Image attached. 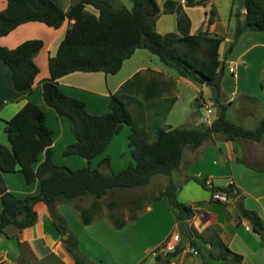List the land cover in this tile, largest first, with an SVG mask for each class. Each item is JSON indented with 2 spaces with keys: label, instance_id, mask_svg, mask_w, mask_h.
Returning a JSON list of instances; mask_svg holds the SVG:
<instances>
[{
  "label": "trees",
  "instance_id": "trees-1",
  "mask_svg": "<svg viewBox=\"0 0 264 264\" xmlns=\"http://www.w3.org/2000/svg\"><path fill=\"white\" fill-rule=\"evenodd\" d=\"M130 9H112L101 0H74L63 10L56 0H5L0 10V36L7 35L18 25L26 22H41L48 27L58 28L64 20L71 21L59 41L54 55L47 58L48 78L41 82V97L44 104L57 115L68 120V128L73 142L67 144L62 155L76 154L89 161L100 154L122 125L130 129L128 135L129 155L132 163L116 172L103 173L97 168L82 165L72 170L51 161L52 130L44 122V114L33 103H24L17 112L5 121L4 132L9 146L0 143V232L7 225L21 229L31 226L36 219L33 205L42 202L48 211L52 225L67 251L73 257L72 264H97L78 247L76 238L66 232L62 218L55 212L59 202H72L82 224H89L102 214L98 200L111 190H130L147 185L154 175L170 176L178 169L184 148L193 151L199 148L212 135H219L222 140L245 139L259 141L264 134V117L251 129L229 121L225 117L226 105L217 104L218 113L209 125L204 127L162 126L166 113L174 102L173 96H166L164 87L154 73L151 84L145 86V101L160 100L152 120V138H146L139 124L127 108L128 103H142L127 92L138 93V80L130 79L122 84L117 93H109L108 110L100 114L89 113L84 102L61 92L56 80L68 73L103 72L115 74L124 60L136 49H145L157 59L173 69L183 78L197 84H205L213 90L216 101L220 89L222 67L218 59V46L221 38L211 36L207 30L214 20V9L207 11L206 28L196 33H189L190 21L183 11L182 4L175 0H163L160 9L156 0H130ZM184 6L202 5L208 0H182ZM236 6L233 41L246 30L264 33V0H231ZM91 6L93 14L85 9ZM243 9L240 18L239 10ZM160 13L175 15L176 33L160 34L154 30V23ZM42 47L40 39H27L8 49L0 46V62L10 72L12 86L17 91L31 92L38 67L33 62L34 56ZM197 98L194 100L197 106ZM44 159L33 168L39 153ZM109 157L105 154L98 164L108 165ZM19 172L26 183L34 179L39 181L36 193L22 198L9 192L2 181L1 174ZM201 187L220 190L229 196L237 192L231 184L225 187L204 184V178L189 176ZM179 185L170 179L150 200L163 198L173 215L179 240L172 250L167 251L160 264L170 260L183 250L186 243L200 258V264H241V256L232 253L216 235L205 238L197 232L188 220L193 215L191 205L176 200ZM81 197H90L87 206L77 203ZM149 201V202H150ZM116 202L111 200L106 207L111 210ZM240 218L249 222L251 230L257 235L259 244L264 248V219L253 210L245 208L241 199L236 201ZM114 228H120L126 221L107 216ZM209 246V247H207ZM217 250L212 251L210 247Z\"/></svg>",
  "mask_w": 264,
  "mask_h": 264
},
{
  "label": "crops",
  "instance_id": "crops-1",
  "mask_svg": "<svg viewBox=\"0 0 264 264\" xmlns=\"http://www.w3.org/2000/svg\"><path fill=\"white\" fill-rule=\"evenodd\" d=\"M175 1L182 4L183 11L190 21L189 33L191 34L206 28V13L210 8L214 9V20L207 30L211 36L221 38L218 46V59L223 73L217 102L214 101V90L210 86L197 84L177 75L173 69L161 63L156 56L141 48L136 49L128 59L124 60L115 74L75 71L59 77L56 80L57 88L67 95L82 100L89 113L100 114L108 110L109 93L119 92L123 83L136 78L138 93H127L142 103L138 105V117L141 123V117L145 121L148 116L139 109L148 108L154 113L161 103L159 99L145 101L143 96L145 86L151 84L154 73H157L165 95L174 97V102L161 123L162 126L169 128L207 126L217 116V104H223L226 105V119L245 129H253L264 117V85H260L258 91L253 94L241 92L238 89L229 92L225 90V86L229 80L235 81V70H239L241 66L237 63L246 65L247 62V65H251L252 58L248 54L255 48L259 50L260 55L258 56L262 57L261 63L256 66L259 76H262L264 73V33L243 31L236 37L234 45L226 54V44L229 45L231 42V39L226 36V27L229 23L224 24V18L221 17L214 0L192 6H184L182 0ZM4 6L5 0H0V10ZM86 7L87 11L96 14V10ZM159 8L161 9L162 6ZM232 10L231 6L227 16L230 17ZM243 12L244 10L240 9V18ZM162 16H167L172 20L174 33H176L173 13H160L155 20L154 30L165 34L155 28L157 22L159 27H162L160 23ZM70 22L64 20L58 28L48 27L41 22H26L18 25L7 35L0 36V46L8 49L14 48L27 39H41L42 41V47L33 58L38 72L34 77L31 92L15 90L9 69L0 62V143L9 146L4 132L5 121L13 116L24 103H33L43 112L44 122L52 130L51 161L54 164L56 162L52 149L55 143L62 139V135L57 134L56 136L54 127L62 125L64 121L60 118L63 116L57 115L44 104L41 97V82L49 76L47 58L54 55ZM41 32L48 34L50 38L44 39ZM239 44L247 46L236 51ZM135 54H138V61L130 63L131 58L136 56ZM229 66L233 68V73L227 71ZM185 90L189 91V94L183 99L184 106L178 107L182 99L181 93ZM239 92L241 100L236 99ZM196 98L198 99L197 106L194 103ZM123 126L127 125H122L119 131H125ZM149 127L152 128V121ZM65 136L66 139L60 144L61 149L66 146L65 144L73 142L72 135L66 134ZM263 138L264 134L259 141L222 140L219 135L214 134L196 150L191 151L184 148L178 169L172 172L167 179L179 185L175 195L176 200L191 205L194 211L188 224L199 233L202 232L205 238L212 239L213 235H216L232 253L241 256V264H264V248L259 244L258 237L251 230L249 222L239 217L236 208V201L240 198L245 208L255 211L264 219V168L260 167L259 159L251 152L254 150L248 146L260 142ZM109 143L100 154L89 161L79 156L81 159H77L78 157L64 159L65 164L63 165L74 170L73 167L77 168L86 164L90 166L92 162L97 163L108 153L106 149ZM70 155L66 156L69 158ZM43 159L44 153L41 152L33 168H36ZM189 176L209 179L211 186L215 187H225L231 184L237 194L230 196V200L225 203L214 201L211 199L210 191L192 179H187ZM1 177L6 189L18 198L34 194L39 189L38 179L26 183L21 173L17 171L2 173ZM87 198L90 197H81L76 201L79 205L87 206L91 201V199L87 201ZM33 210L36 213V219L31 226L18 229L7 225L3 228V232H0V264H72L73 257L62 241L66 235L59 236L52 225L46 206L42 202H36ZM54 210L62 218L66 232L76 238L80 251L97 264H105L106 257L115 259L117 255L118 258L114 264H120L121 257L124 258L127 250L131 251L137 244L138 264H160V260L155 259L157 253L154 250L176 232L173 215L163 198L146 204L142 214H138V223L137 220L126 221L120 228H114L105 214L94 218L89 224H82L72 202L56 203ZM141 219L150 220L152 223L150 222L146 228L140 223ZM128 231L131 235L129 242L125 239ZM210 249L213 252L217 250L212 246ZM197 264H200V258Z\"/></svg>",
  "mask_w": 264,
  "mask_h": 264
},
{
  "label": "rangeland",
  "instance_id": "rangeland-1",
  "mask_svg": "<svg viewBox=\"0 0 264 264\" xmlns=\"http://www.w3.org/2000/svg\"><path fill=\"white\" fill-rule=\"evenodd\" d=\"M72 1L74 0H56V3L62 9H64ZM101 1L105 2L112 9H120V8L130 9L131 7L130 0H101ZM156 1L159 6H162L163 0H156ZM214 3L218 11H220L221 17L224 18L223 20L224 24L226 25V23L227 24L229 23L226 27L227 29L226 36L229 37L231 41H233L234 25L236 22V17L234 13H235V10L237 9L236 8L237 5L233 6L232 13L229 17L227 15L230 12L231 0H214ZM86 8L93 9L91 6H87ZM167 19H170V18H167V16H162V19L160 22L162 27H159V24L157 22V24L155 25V28L157 30H161L162 33H174L175 28L173 26V22L171 19L170 20H167ZM41 36L46 40L50 38L48 34L43 33V32H41ZM246 46H247L246 44H242V45L239 44L236 48V51L242 48H245ZM228 47L229 45L226 44V54L229 52ZM258 51H259L258 48H255L251 50V52L248 54V56L252 58L250 66L247 65V62H246V65H243L244 63L241 64L240 62L237 63V64H240L241 66L239 70L238 69L235 70V81L229 80V82H227L225 86L226 87L225 90L230 92L232 90L235 91L236 89H238L241 92L253 94L258 91V89L261 87L260 85L262 86L264 85V73L262 74V76H259V73H258L259 71L257 70V67H256L261 63V60H262V57L258 56L260 55ZM135 55L136 56H133V58H131L130 63H136L138 61V54H135ZM188 94H189V91H186V90L181 93L182 99L179 101L178 107L184 106L183 99H185L186 95ZM239 94L240 92L236 95L237 100L242 99V97ZM127 108L130 110L131 114L138 122L140 120L139 119L140 117H138V105L134 103H128ZM139 110L143 111V113L147 114L148 116L145 121L141 117V123L139 124L143 131V135L146 138L151 139L153 134L151 132V127L149 126H150L151 121H153L152 119L155 118V114L151 112L148 108L145 109L141 107ZM51 111L53 110L51 109ZM60 118L64 122L62 125L59 124L57 125V127L55 126L54 130L56 131V136L57 134L62 135L61 137L62 139L59 142L55 143L52 149L54 152L53 157H54V161L56 162V165L65 164L63 161L64 159H72V158L76 159L77 157H78L77 159H81L79 158V156H76V155L74 156L70 155L71 158L70 157L68 158L69 155L68 156L62 155V151L64 148L61 149L60 144L62 141L66 139L65 135L69 134L71 136V133L68 128V120L65 117H60ZM123 127H125L124 128L125 131L120 130L119 132L114 134L113 139L110 140V143L106 149V151H108L107 155L109 157L108 165L98 164L99 162L97 163L92 162L90 165L91 168H97L99 171L103 173H108V172H116L120 168L125 167L128 163H132V159L129 155L130 148L128 146V135L130 134V131H129L128 126H123ZM248 146L252 147L254 151H251V152L255 154V156L259 159L260 167L264 168V138L260 142L252 144V145H248ZM63 166H66V165H63ZM71 166H74V165H71ZM75 168L76 167H73V169ZM167 179H168V176L157 174L151 178L150 182L147 185L137 187L134 189H130V190H122V189L111 190L107 195L99 198L98 200L99 210L102 214H105L106 216H111L112 218L115 217L117 219H123V220H127L129 216L135 215V218L133 220H137V223H138V214H142L143 208L163 188V185L166 184V182L168 181ZM90 199L91 198H87L86 200L90 201ZM111 200L115 201L116 204L113 209L109 210L106 207V203ZM144 219H141L140 223L144 227L147 228L148 224H150L151 221L150 220L144 221ZM175 234L178 237L177 239L178 241L179 236H178L177 230ZM172 236L173 235H170L164 243H162L160 246H158L157 249L154 250V252L157 253V256H159V258H162L167 251H170L173 249L177 241L174 242L172 240ZM130 238H131V235H130V232L128 231L126 233L125 239L126 241L129 242ZM170 245H172V247ZM189 249L190 247L186 243H184L183 250L177 256L173 257L168 264H197L199 262L198 254H195V253L190 254ZM117 258H118V255L115 257V259L114 258L108 259V257H106L105 264H114L117 261ZM135 262H137L136 264H138V244L137 246L133 247L131 251L127 250V255L124 258L121 257L120 259V264H134Z\"/></svg>",
  "mask_w": 264,
  "mask_h": 264
},
{
  "label": "built area",
  "instance_id": "built-area-1",
  "mask_svg": "<svg viewBox=\"0 0 264 264\" xmlns=\"http://www.w3.org/2000/svg\"><path fill=\"white\" fill-rule=\"evenodd\" d=\"M227 71H228L229 73H233V68H232L231 66H229V67L227 68ZM204 184H205L208 188L211 187V183H210L209 179H205V180H204ZM210 196H211V199H212V200L217 201V202H220V203H225V202H227L228 200H230V196H229L227 193H225L224 191L216 190V189H214V190L211 191ZM177 239H178V237H177L176 234L172 236V240H173L174 242H176ZM167 244H168V243H167ZM170 246L172 247V245H170ZM189 252H190V253H195V252L193 251L192 248L189 249Z\"/></svg>",
  "mask_w": 264,
  "mask_h": 264
},
{
  "label": "water",
  "instance_id": "water-1",
  "mask_svg": "<svg viewBox=\"0 0 264 264\" xmlns=\"http://www.w3.org/2000/svg\"><path fill=\"white\" fill-rule=\"evenodd\" d=\"M3 192V189L2 188H0V194Z\"/></svg>",
  "mask_w": 264,
  "mask_h": 264
}]
</instances>
